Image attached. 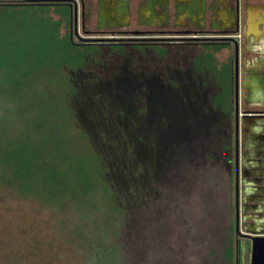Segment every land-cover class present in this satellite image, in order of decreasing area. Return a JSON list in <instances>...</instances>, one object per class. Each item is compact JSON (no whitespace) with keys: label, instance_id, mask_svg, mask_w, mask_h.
Segmentation results:
<instances>
[{"label":"rangeland","instance_id":"rangeland-1","mask_svg":"<svg viewBox=\"0 0 264 264\" xmlns=\"http://www.w3.org/2000/svg\"><path fill=\"white\" fill-rule=\"evenodd\" d=\"M25 20L0 24V264H248L226 61Z\"/></svg>","mask_w":264,"mask_h":264},{"label":"flooded vegetation","instance_id":"flooded-vegetation-1","mask_svg":"<svg viewBox=\"0 0 264 264\" xmlns=\"http://www.w3.org/2000/svg\"><path fill=\"white\" fill-rule=\"evenodd\" d=\"M152 4L153 0H0V24L15 26L26 19L32 26L29 31H37L34 35L68 38L72 46L95 50L116 46L125 54L131 48L144 52L159 47L166 53L179 49L184 54L188 50L191 54L183 59L191 63L195 54L203 51L226 61V52L233 47L231 31L236 28L229 25L228 17L222 16L219 22L207 26L189 19L186 25L178 11L172 19L162 21L153 14ZM9 30L1 32H22L18 27ZM249 115L252 117L239 118L236 125L233 101L227 128L232 173L239 177L235 188L236 222L246 233L264 235V109ZM241 121H249L259 130L248 133ZM246 136L253 145L249 153L245 150Z\"/></svg>","mask_w":264,"mask_h":264},{"label":"crops","instance_id":"crops-1","mask_svg":"<svg viewBox=\"0 0 264 264\" xmlns=\"http://www.w3.org/2000/svg\"><path fill=\"white\" fill-rule=\"evenodd\" d=\"M151 9L162 21L172 19L180 11L179 15L186 25L189 19L207 26L212 21L219 22L222 16L228 17L231 27L238 26V32L233 36L238 44L239 117L244 111L251 114L254 110L264 109V0H153ZM237 34L238 37L235 36ZM233 52V47L226 52L230 86L229 117L233 115ZM219 59L222 60V57ZM244 122L241 121L246 132L259 130L249 121ZM245 145L249 153L253 148L249 136L245 137ZM229 165L233 166V161Z\"/></svg>","mask_w":264,"mask_h":264},{"label":"water","instance_id":"water-1","mask_svg":"<svg viewBox=\"0 0 264 264\" xmlns=\"http://www.w3.org/2000/svg\"><path fill=\"white\" fill-rule=\"evenodd\" d=\"M238 32V26L231 31V34L234 35ZM231 42L233 44L234 49V64H233V92H234V118L235 124H238V119L241 120L245 117H252L247 113V111L242 112V115L239 117V108H238V68H237V60H238V44L234 37H231ZM237 190V183H236ZM250 240V255H249V263L248 264H264V235L260 232L253 231L252 233H244Z\"/></svg>","mask_w":264,"mask_h":264},{"label":"trees","instance_id":"trees-1","mask_svg":"<svg viewBox=\"0 0 264 264\" xmlns=\"http://www.w3.org/2000/svg\"><path fill=\"white\" fill-rule=\"evenodd\" d=\"M153 132H154V131H153ZM155 133H158V132H155ZM182 133H185V134H186V133H190V132L187 131V132H182ZM129 134L131 135V133H129ZM188 137H190V136H188ZM145 148H146V147H145ZM202 150H203V149H202ZM4 167H5V166H4ZM115 167H116V165H115ZM5 168H6L7 170H10L8 167H5ZM10 171H11V170H10ZM13 172L15 173V170H13ZM13 172L11 171V173H13ZM14 173H13V174H14ZM116 178H117L116 180H117V182H118L119 184H121V181H125L126 183H129V181L132 180L130 177H129V178L126 177V179L123 178L122 180H120L119 177H116ZM181 260H187V259H181ZM178 261H180V260H178ZM167 264H168V263H167ZM169 264H170V263H169Z\"/></svg>","mask_w":264,"mask_h":264},{"label":"built area","instance_id":"built-area-1","mask_svg":"<svg viewBox=\"0 0 264 264\" xmlns=\"http://www.w3.org/2000/svg\"><path fill=\"white\" fill-rule=\"evenodd\" d=\"M235 36H237V37H238V36H239V34H237V35H235Z\"/></svg>","mask_w":264,"mask_h":264}]
</instances>
